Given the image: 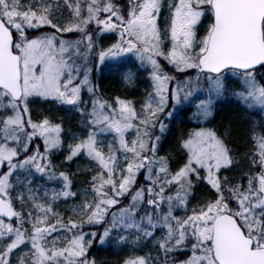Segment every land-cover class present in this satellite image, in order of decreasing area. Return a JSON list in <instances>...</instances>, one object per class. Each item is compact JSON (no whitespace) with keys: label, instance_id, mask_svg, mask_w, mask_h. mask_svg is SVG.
Segmentation results:
<instances>
[{"label":"snow or ice","instance_id":"1","mask_svg":"<svg viewBox=\"0 0 264 264\" xmlns=\"http://www.w3.org/2000/svg\"><path fill=\"white\" fill-rule=\"evenodd\" d=\"M129 58L139 108L95 83L101 65L132 83ZM229 104L247 170L232 122L208 126ZM179 106L192 127L163 150ZM96 243L122 264H264V0H0V264H98Z\"/></svg>","mask_w":264,"mask_h":264},{"label":"trees","instance_id":"2","mask_svg":"<svg viewBox=\"0 0 264 264\" xmlns=\"http://www.w3.org/2000/svg\"><path fill=\"white\" fill-rule=\"evenodd\" d=\"M112 43V42H111ZM110 46L107 44V47ZM106 48V47H105ZM166 65V62L164 63ZM124 67L129 68L132 70L134 74V79L132 83H129L130 88L124 90L118 84L115 83L116 79H120L119 76L115 75L114 72L105 70L103 65H101L95 73V83L99 85V88H106L110 94V97L120 96L121 98H128L132 99L134 102L137 99L142 98V94L144 93L145 89L148 88V81L147 77L141 76L137 71L134 62H129L124 65ZM170 66H166V70H168ZM107 71V72H105ZM108 77H111L107 79ZM106 79L107 81H104ZM113 79V81L111 80ZM101 92V89H100ZM123 94V97L121 96ZM220 112V114L216 117L215 121L220 126V128H226L229 121L232 122L231 127L228 128V132L230 135L228 136L230 147L233 148L234 153L237 154V159L241 161L240 168L247 170L248 164L246 160V154L252 151V146L248 142V128L249 125L243 123L244 113H241L237 110L235 104H229L224 107V109ZM181 109L178 112H174L173 118L170 122L167 123L170 131L166 133V139L163 142L162 148L167 142V137L170 135L172 136V140L169 141L171 145V149H175V145L179 141L178 133L185 132L186 130L181 129V124L183 123V118L181 115ZM181 118V120H180ZM253 120L257 119V117H252ZM211 127L214 124H210ZM175 153V152H174ZM178 153V152H177ZM178 160L180 159V155H177ZM76 162V164H75ZM87 161L83 159H78L69 165L70 169H66L70 173H76L73 177V183L76 187L74 190H78L79 187L84 183L86 174L80 171L79 169H83L87 165ZM75 164V165H74ZM175 167V163L173 164ZM73 168V171L71 170ZM65 170V169H64ZM240 169H237L238 172ZM64 205H61V209H63ZM88 230L87 228L85 229ZM102 231V229H101ZM91 256L94 257L100 264H111V260L114 258L118 259V262L121 264L123 259L128 258L129 255H134L131 249L117 247L114 244L106 243L104 245H100L99 243L94 244L91 250Z\"/></svg>","mask_w":264,"mask_h":264},{"label":"rangeland","instance_id":"3","mask_svg":"<svg viewBox=\"0 0 264 264\" xmlns=\"http://www.w3.org/2000/svg\"><path fill=\"white\" fill-rule=\"evenodd\" d=\"M114 36V34H111V33H109V34H106V38H104L102 41H101V46L102 47H107V44L108 45H110L111 44V42L113 43V41H114V39L112 38ZM134 61V58H129V59H127L126 61H125V64L126 63H129V62H133ZM162 62V64H164L165 62L164 61H161ZM106 64H109L110 62L109 61H106L105 62ZM165 65V64H164ZM104 67V69L105 70H108V68L107 67H105V66H103ZM128 70H129V68H127V67H124V71L127 73L128 72ZM105 72H107V71H105ZM131 72H132V70H131ZM169 74H171V72L169 73ZM115 75H117V76H119L120 77V79H116L115 80V83L116 84H118L121 88H124V90H127V89H129L130 88V86H129V83L127 82V81H125L124 79H123V77L122 76H120V75H118V74H116L115 73ZM109 78H111V77H108L107 79H109ZM112 81H113V79H111ZM104 81H107L106 79H104ZM114 82V81H113ZM100 89H101V93H102V95L104 96V98L105 99H108V98H111L110 96H109V92L108 91H106V88H101L100 87ZM122 97H123V94L121 95ZM142 98H143V95L141 96ZM142 98H140V99H137V101H136V106H137V108H139V101L142 99ZM179 109H181L180 111H181V115H182V117L181 118H183V123L181 124V129H183V130H186V129H190L191 127H192V124H190L189 123V121L187 120V118H186V109L184 108V106H179ZM171 110V109H170ZM223 110H226V108L225 109H223ZM176 112H178V111H176ZM187 115H191V113H187ZM181 118H180V120H181ZM171 121V120H170ZM170 121H168V120H166L165 121V123L167 124L168 122H170ZM211 124H214V126H213V128H215L216 130H218V131H224L225 130V128H220V126L216 123V121L214 120ZM209 127H211L210 126V124L208 125ZM183 134V132H179L178 133V138H180L181 137V135ZM172 140V136H168L167 137V142L165 143V145L163 146V150H169V149H171V145H170V142L169 141H171ZM162 154H163V151H162ZM174 155H175V158H176V160L178 161V157H177V155H178V153L177 152H175L174 153ZM75 164H76V162H75ZM74 164V165H75ZM64 169L66 170V169H70V167H69V165H65L64 166ZM71 170L73 171V168H71ZM74 172V171H73ZM72 172V173H73ZM118 258V257H117ZM117 258H114V259H112L111 261V264H120L119 262H118V259ZM98 264H100L99 262H98ZM122 264V263H121Z\"/></svg>","mask_w":264,"mask_h":264}]
</instances>
